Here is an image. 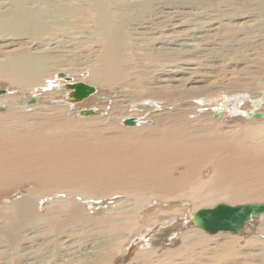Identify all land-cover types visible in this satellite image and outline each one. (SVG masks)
Listing matches in <instances>:
<instances>
[{"label": "bare ground", "instance_id": "6f19581e", "mask_svg": "<svg viewBox=\"0 0 264 264\" xmlns=\"http://www.w3.org/2000/svg\"><path fill=\"white\" fill-rule=\"evenodd\" d=\"M121 1L124 0H9L10 5L0 2V53L9 58L0 64V78L7 80L1 85L8 88L0 95V106L6 105L5 112L0 113V180L11 175L19 180L14 186L27 182L37 185L27 190L30 194L25 192L29 196L24 193L7 210H2L5 229L1 227L0 238L18 237L21 228L38 222L41 216L36 213L37 201L41 202L43 197L42 202H52L46 196L60 192L64 200L57 198L56 204L50 206L53 214L49 222L55 229L62 227L61 220L55 218L63 216L58 212L68 198H108L112 225L118 231H121L120 221L131 213L134 217H147L135 210H144L143 204L147 203L149 209L156 208L155 217L145 218L146 222H141L134 235L128 236L123 256L118 255L126 264H138L140 260L144 261L142 264H180L185 255L197 254L196 247L205 253L215 248L227 253L236 248L240 255H249L256 247L258 236L264 235V222L251 227L258 235L245 238L237 234L251 221L238 233L219 229L210 235L201 233L195 221L199 210L218 205L264 204V201L232 205L218 202L202 207L221 199L234 203L264 198V0H247L239 9H232L229 17L241 16L240 22H222L221 27L214 28L216 33L212 37L203 36L199 47L162 48L156 47L153 40H146L138 49L132 42L129 44L130 36L136 33L147 36L148 30L153 33L159 24L172 22L165 20L160 12L158 21L154 17L158 0H125L122 5ZM194 1L195 9L215 11L224 5L223 0ZM113 6L120 7L116 11ZM251 9L256 10L254 15L249 13ZM61 21L67 25L66 29L71 24L72 29L75 26L80 29L88 21L94 25L95 45L87 53L95 65L90 69L87 62L88 67L85 66L90 71L80 70L77 62L80 60L75 59L78 66L65 72L69 81L57 78L56 73L72 59L63 62L56 54L38 53L32 46L37 36L57 33ZM235 38L248 41L243 51L239 44L245 39H238L240 43H236L241 51L234 45L217 58L203 59L202 65L195 66V60H202L219 41L229 39V44ZM176 62L180 65L186 62L188 66L176 68L172 66ZM251 77L256 78L254 82L250 81ZM84 80L100 85L105 95L119 84L114 96L111 94L105 102L101 93L104 103L91 108L103 110L101 118L72 119L65 115L71 110L80 116L83 100L57 104L60 106L57 108L40 106L42 102L62 100L68 92L63 87L66 83ZM55 84L62 87L55 88ZM20 92L38 98L35 104H29L34 109L23 112L15 107ZM255 113L262 115L252 116ZM233 117H240L239 122L243 119L249 122L245 126L237 125ZM126 118H135L136 124L120 126ZM207 161L209 165L205 164ZM180 167L182 170L175 174ZM209 172L208 178L203 179ZM180 198L189 200L188 209L179 206ZM68 202L71 204V200ZM158 203L179 207L159 212ZM72 216L71 224L77 218L82 223L90 220L80 213ZM185 223L193 228L184 227ZM226 232L232 235H219ZM175 239L177 244L165 246L174 244ZM251 240L255 241L254 247L250 246ZM155 252L158 253L154 255ZM162 255L166 259L160 258ZM25 263L17 259V264Z\"/></svg>", "mask_w": 264, "mask_h": 264}, {"label": "rangeland", "instance_id": "374dc122", "mask_svg": "<svg viewBox=\"0 0 264 264\" xmlns=\"http://www.w3.org/2000/svg\"><path fill=\"white\" fill-rule=\"evenodd\" d=\"M158 1H159L158 4L155 3L156 6L154 8V11L156 12V16H154V17L156 19L158 18L157 19V21H158L159 20V14H160L161 16L165 17V20H168L169 22L171 21L172 22L171 25H169V23L164 24V25L161 23V24H159V27L156 28L157 33H156V31L152 33V31L148 30L149 34L147 36L144 34H140V33H138V35H137V33H136V35L133 34L132 36H130L131 38L130 37L128 38V40H129L128 42H130L129 43L130 45L132 42L133 43L132 45H134V47L137 48V46L144 45L147 42L146 40H150V41L153 40L152 42L154 43V45L156 47H162V48L163 47L164 48L172 47V46L173 47H175V46L176 47H187V45H188V47L191 45L194 48L196 46L199 47L200 42L205 37V34H207V36L205 38H207V37L209 38V36L212 37L216 33V30L214 28L215 27L216 28L221 27L223 24L222 22H224V23L240 22L239 20H240L241 16H239V17L233 16L230 18L229 13L232 9H235L236 7H237V9H239L238 7H240V4H242V2L247 1V0H223L224 5L221 7L223 9L217 8L218 10L215 9V11L212 8H210L209 10H205L203 8H199V9L196 8L195 9V7H193V6H196L195 4L193 5V2L196 3L194 0H193V2H192V0H190V2H189V0H179V1L173 0L174 2L172 0H158ZM163 1H164V3H163ZM233 1H234V3H233ZM254 1H257V0H254ZM0 2L3 4H6V2H7L8 5H10L9 0L8 1L7 0H2V1L0 0ZM124 2H125V0L121 1V5L124 4ZM230 2H232L233 5ZM160 4H162L163 6ZM164 4L166 5V8H165ZM119 7L120 6H118V7L113 6L114 10H116V11L118 10ZM195 10H196V12H195ZM216 10H217V12H216ZM251 10L249 13L254 15V13H256L255 12L256 10L255 9H253L252 11ZM209 11H211V12H209ZM193 13H194V15H193ZM162 14H165V15H162ZM172 14H174V15H172ZM195 15H197V16H195ZM182 16H183V19L181 18ZM187 16H188V18H186V20H184V17H187ZM194 16H195V18H194ZM218 17H220L222 19H220ZM162 19H164V18H162ZM217 20H218V22H217ZM253 20L256 21L255 18ZM62 21L65 22L66 20L62 19ZM62 21L58 26V28L61 27V29L60 30L57 29V33H55V34L54 33L44 34V35H42L41 38H38V36H37V38H35V40L37 42L35 41L32 44V46L37 48L36 52H38V53H42V54L44 53L45 54L47 52H51L53 54H56L58 56V58L61 59L63 62H65L66 60L72 59L71 61L73 63L70 61L69 63H67L66 65H64L62 67L61 70L63 72L69 71L70 69H72L73 66H78V65H79L80 70H84V71L89 72L90 69H92L91 66L95 65V63L94 64L91 63V60H93V59H92V57L88 56L89 54L87 53L88 50L89 49L91 50L92 48H94V45H95L94 43H92V41L94 39V38L92 39L93 33H94V32H92V30L94 28L93 23L91 21H88L89 25L87 23H85L84 25H82V27L80 29H79V27H76V26L73 27V29H72L71 28L72 24H71V27L68 26V28L69 27L70 28L66 29L67 25H65V24L62 25ZM254 21H253V23H255ZM175 23L177 26L175 25ZM199 23L200 24L202 23V25H199ZM172 24H174V25H172ZM210 25H212V26H210ZM227 25H229V24H227ZM83 26H84V28H83ZM164 29H165V31H163ZM203 30H205V31L202 32ZM209 30H210V33H209ZM214 31H215V33H213ZM189 32H190V34H189ZM171 33H173V34H171ZM197 33H199V34H197ZM263 33H264V31H263ZM154 34L156 35V37H154L155 36ZM150 35H152L153 37ZM164 35H165V37H164ZM180 35L183 37H181ZM189 35H191V36H189ZM200 35L202 37H200ZM133 36H135V37H133ZM141 36H143V37H141ZM134 38L136 39V41ZM238 39H241L240 41H243L245 39V41L240 43V41ZM137 40L140 42L137 43L138 42ZM155 40H156V42H155ZM158 41H160V43ZM164 41H165V43H164ZM228 41H229V39H227L226 41H225V39L222 41H219V43L217 44L219 47H216L217 46L216 45L212 51L211 50L209 51L210 53L207 52L205 55H203L204 57H202V60H198V61L195 60V66L202 65L204 63L203 59L211 60L212 58H217V56H220V54H223L224 52H226L225 50L232 49V47H234V45H235V47H237L238 43H240L239 46L242 49V51H243V49H245V45L249 44V43H247L248 41H246V38H237V39L235 38V42H234V40L233 41L230 40V42H232V43L229 42V44H228ZM236 42H238V43H236ZM172 43H174V44L172 45ZM222 43L223 44L225 43V44L223 45ZM170 44H171V46H170ZM239 46H238V49L240 50ZM139 50H140V47H139ZM3 54L4 53H0V56H1L0 57V64L7 62L8 61L7 59H9L7 57V55L4 54L7 57L6 58L5 56H3ZM63 54L65 56H63ZM84 54H86L88 57ZM81 55H83V57H81ZM98 55H101V54L99 53ZM72 56L74 57V59ZM231 57H233V56H231ZM263 57H264V55H263ZM90 58H91V60H90ZM75 59L80 60V61H77V62H80L78 65H75V63H77ZM196 61L198 62L197 63L198 65H196ZM87 62H88V66L91 67V68L89 67L90 69L87 68L88 67ZM206 62H209V61H206ZM192 65H194V63ZM172 66H177L176 68H178V67H187L188 65H186V62H184V64L180 65L177 63V64H174ZM174 69H175V67H174ZM51 71H54V70H51ZM255 79H256L255 77H251L250 81L254 82ZM84 82H85V80H84ZM1 83L5 84V83H7V80L0 78V87L8 89L7 85L2 86ZM92 84H93V86L95 85L94 87L96 88V92L94 94L90 95L89 97L85 98L81 102V106L84 108L86 107L87 109H89V108L91 109L92 107L97 108L99 106V103H104L103 100L105 102H107L110 95L113 94V96H114L116 91L119 90L118 89L119 84H116V85H114V87L115 86L116 87L113 88V91H112V89H108L107 90L108 92L105 95L103 92H106V91L102 92L100 90V85H98L97 83H95V84L92 83ZM110 88H112V87H110ZM53 90H55V89H53ZM101 93L104 94L103 97L105 99H103V100L101 99L102 97L100 98V95H102ZM18 97L19 98L17 100L18 101L20 100V101L18 102V105H16L15 107L17 109H19V111L26 112V111H30V110L34 109V108L29 107V105L25 104V102L23 101V99L29 98V93L21 94V92H20ZM98 101H101V102H98ZM55 103H56V100H53L51 103H48V102L43 103L42 102V103H40V106H42V104H43L44 105L43 107H51V108L60 107L59 105H57ZM244 104L247 105V100H244ZM37 105H39V104H37ZM2 106L3 107L0 106V113H4L6 110L5 109L6 105L4 104ZM96 111L99 112V113H97L96 116H86V117L85 116H77V115H75L74 111H71V110L70 111L68 110L65 113V115L67 117L70 116L69 118L72 117V119H90V118H94V117H98V116H99L98 118H101L102 116H100V115H101V112L103 110L98 109ZM155 111H157V108ZM234 118L235 117H233V119ZM238 118H240V117H238ZM238 118L237 117L235 118V120L237 119L236 121H234L232 119L233 123H236V124L238 123L241 126H245L249 122L248 120H245L243 118H241V119H243V121L240 119L241 121L239 122ZM257 119H260V118H257ZM120 126H124V124L122 122H120ZM205 164L209 165L210 162L207 161ZM181 170H182V167L177 169L175 171V174H178V172H180ZM210 174H211L210 172L204 174L203 179H207ZM21 175L25 176L23 173ZM6 177H7V179H6V181H4ZM14 178H15L14 176L7 175V176L1 178V180H0V229H3V228L5 229V224L3 223L4 221L2 219L3 218L2 217V214H3L2 210H4V209L7 210V208L11 206L13 201L22 197V195L25 192L30 194V192L27 190H30L31 188L35 189L37 187V185H30V182L24 183L25 185L22 184V185L14 186L15 183L16 182L18 183V181H19V180L14 179ZM58 193L56 195H52V196L47 195L46 196L47 198H49L48 202L51 201V199H52V202H49L50 205H49V203L46 202L47 200L45 201V203L42 202L43 197L41 198V202H39V200L37 201L36 213L38 214V216H41L40 220H38V222L35 223L37 225L34 224L31 226H28L27 228H25V227L21 228V230L18 231V233L20 234V235H18V237H15V235H14V238H8V239L3 238V237L0 238V264H17V259H21L22 262H26L25 264L30 263V261H32L34 264H47V263L48 264H50V263H52V264H54V263L55 264H126L124 261H122L121 257L123 256L124 244H127L129 242L128 236L134 235L135 231L139 228L140 224H142L145 221V218L147 220L148 217H150V216L155 217V215H156V214L155 215L153 214V212L156 211L155 210L156 208L149 209L148 208L149 206L147 205V203H145V204H143L145 206L144 210H142V208H139V210L138 209H135V210L137 212H139L141 215L144 213L145 216H147V217H145V218H141V216L134 217L135 214L131 213L130 217L125 218L122 221H120L121 231H118V229L114 228V226L112 225L113 221L110 218V216L112 215V211L110 209H108V207L111 205V202L108 201V198L102 200V199H95L93 196H92L93 198L90 196H88V197L86 196L84 198L83 197H80V198L77 197L75 200L72 198L70 199L71 204H70V202L67 203V201H70L68 198V200H66L67 205L65 203L64 204L65 206L63 205L62 208H60V209L58 208L60 210L58 212V214L60 215V213L62 212L63 216H57L58 218H55V219L61 220L62 227L61 228L58 227L55 229L50 225L49 221H50V215L53 214L51 212V207H52L51 205L56 204L55 199L58 198L60 200H64L63 193H61V194H60V192H58ZM23 196H25V195H23ZM27 196H29V195H27ZM78 196H80V195H78ZM93 199H95V200H93ZM177 201L180 203L179 206L180 205L187 206V209H188V207H189V204H188L189 200L188 199L180 198ZM253 201H264V198H262V199H250L247 201H239V202H234V203H230V202H227V201L221 199V200H218V201L212 203L211 205L202 206V207H211L218 202H225V203L232 205V204L241 203V202H253ZM158 205L160 206V209H161L159 212L166 211V210H172L174 208L179 207L178 205H172L169 207H165V206H161L160 203H158ZM58 207H60V206H58ZM75 209H77V210L75 211V213H73L74 212L73 210H75ZM77 213H80L81 215L86 216V220H87V218L90 220H87V222L85 221L82 223L83 220L80 218H77V220L75 219L76 221H74V223L71 224V221H69L71 219L70 217L74 214L76 215ZM152 215H154V216H152ZM84 216H82V217L84 218ZM252 217L248 218V220L244 221L241 224V226L238 227L234 231L224 230V229H221V230L227 231L230 233H238L241 230L240 228H242L247 222L251 221L237 235H242L245 238L249 237L251 235H258V234H256L257 232L256 233L254 232V231H256V229H251V227H257L262 222H264V214H258L257 216H252ZM67 220H68V222H67ZM58 224H60V223H58ZM186 225L187 224L185 223L184 227L193 228V227L188 226V225H187L188 226L187 227ZM195 226L198 227V229L201 228L200 229L201 233H203L204 235H210V232H208L207 230H205L202 227H199L197 225H195ZM247 226H250V228H249V230L246 229L247 230L246 231L245 228ZM1 227H3V228H1ZM113 228H114V230H113ZM186 228H183V229H186ZM56 230H58V231H56ZM227 232L219 234V235H232V234H229ZM206 233H209V234H206ZM219 233H221V232H219ZM216 234H218V233H216ZM178 239H179V237H178ZM259 239L261 240V242L258 241ZM1 240H2V242H1ZM258 240L256 242L255 249L253 251H251L250 253H248L249 255H244V254L240 255V253H238L239 249H236V248L229 250L227 253H225L219 249L216 250V248L213 251H207L205 253V252H202V250L199 247H196V251H198V252H196L197 253L196 255L194 254L193 257H190V256L186 257L187 255H185V257L187 258L186 259L184 257V254H182V256L186 260L183 258V259L179 260V262H180V264H264V235L263 234L259 235ZM254 243H255V241H254ZM254 243L251 240L250 246L254 247ZM258 243L260 246L258 245ZM175 244H177V240L175 241L174 244L169 243L168 245L165 244V246L170 245L172 247V245L174 246ZM175 247H177V246H175ZM157 253L158 252H155L154 255ZM118 255H120L121 257ZM160 258L166 259L165 255H162ZM188 258H190V259H188ZM119 259H121V260H119ZM26 260H28V261H26ZM134 261L132 260L131 262H134ZM137 261H138V259H137ZM236 261H239V262L237 263ZM139 262H138V264H142L144 261L140 260ZM155 264H157V263H155Z\"/></svg>", "mask_w": 264, "mask_h": 264}, {"label": "water", "instance_id": "95a60500", "mask_svg": "<svg viewBox=\"0 0 264 264\" xmlns=\"http://www.w3.org/2000/svg\"><path fill=\"white\" fill-rule=\"evenodd\" d=\"M57 78H64L67 81L70 77L63 71H58L56 73ZM61 85H56L55 88H60ZM68 90L67 95L62 99L56 100L55 104H73L80 102L87 98L89 95L95 93L96 88L88 83L78 81L66 83L64 86ZM5 93V88L0 87V95ZM36 96H31L25 100V104H35L37 102ZM258 107V103L255 104ZM80 116H94L96 111L94 109L81 108L79 111ZM261 113H255L252 116L259 117ZM124 125H135V118H126L123 120ZM264 211V204L258 205H238V206H228V205H218L217 207L211 209H202L197 212L196 221L199 226L203 227L207 231L213 233L219 229L234 231L241 224L247 220L250 216H257Z\"/></svg>", "mask_w": 264, "mask_h": 264}]
</instances>
